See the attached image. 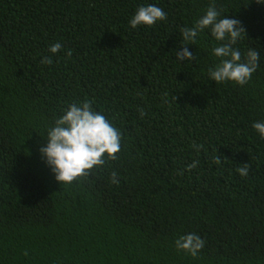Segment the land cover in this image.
Here are the masks:
<instances>
[{
  "label": "trees",
  "instance_id": "obj_1",
  "mask_svg": "<svg viewBox=\"0 0 264 264\" xmlns=\"http://www.w3.org/2000/svg\"><path fill=\"white\" fill-rule=\"evenodd\" d=\"M212 2L0 0V264H264V139L252 128L264 121V5L214 0L246 32L242 59L261 56L238 86L208 79V30L188 46L196 60L175 59L180 28ZM144 3L167 19L132 29ZM85 99L120 132V151L60 183L42 135ZM189 233L205 242L195 257L175 247Z\"/></svg>",
  "mask_w": 264,
  "mask_h": 264
},
{
  "label": "clouds",
  "instance_id": "obj_2",
  "mask_svg": "<svg viewBox=\"0 0 264 264\" xmlns=\"http://www.w3.org/2000/svg\"><path fill=\"white\" fill-rule=\"evenodd\" d=\"M257 4L264 5V0H256ZM167 14L157 4L144 3L137 6L129 19V26L136 29L138 26H153L158 21H165ZM208 30L212 40L211 55L217 62L208 68V79L215 83L233 82L238 86L248 84L253 73L260 67L261 56L255 48H248L242 53L238 47L239 41L246 36L245 30L236 18H221V12L215 7L214 0L209 4L203 15L195 19L191 26L180 28L183 47L176 52L175 59L180 62L191 63L197 59V53L189 50V45H195L201 33ZM62 48L57 42L49 46V52L55 55ZM42 63H51V58H42ZM92 101L85 99L82 102L66 104L54 124L47 127L46 144L39 151L45 163L51 169L54 178L60 183H71L78 176L87 175L94 166H102L107 159H117L120 151L121 134L111 121L102 112L92 107ZM252 128L264 139V121H257ZM197 148L196 145H193ZM198 150V148H197ZM216 165L222 164L219 157L214 160ZM196 164L186 166L191 170ZM241 176H247L248 164L237 169ZM116 173H113L112 182L118 183ZM204 240L196 234L180 236L175 241L178 251H184L195 257L204 247Z\"/></svg>",
  "mask_w": 264,
  "mask_h": 264
}]
</instances>
